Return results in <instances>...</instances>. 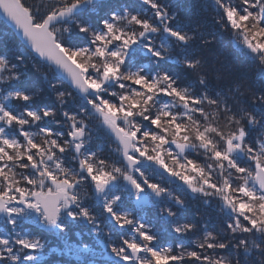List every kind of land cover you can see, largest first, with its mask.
<instances>
[{
    "label": "snow or ice",
    "instance_id": "obj_1",
    "mask_svg": "<svg viewBox=\"0 0 264 264\" xmlns=\"http://www.w3.org/2000/svg\"><path fill=\"white\" fill-rule=\"evenodd\" d=\"M0 11V264H264V0Z\"/></svg>",
    "mask_w": 264,
    "mask_h": 264
},
{
    "label": "trees",
    "instance_id": "obj_2",
    "mask_svg": "<svg viewBox=\"0 0 264 264\" xmlns=\"http://www.w3.org/2000/svg\"><path fill=\"white\" fill-rule=\"evenodd\" d=\"M190 2V0H189ZM228 38H224V43L227 44ZM16 43H17V37L14 34V32L11 30V28L4 22V20L0 17V48L7 45L10 48H12L13 51L16 50ZM42 71H48V69L42 67ZM241 71H248L243 66V62H241ZM33 72L35 73V69H33ZM40 73H35V77L39 78ZM180 194V193H178ZM196 211V204L195 202H192V206L189 208V210L184 214L188 216L189 218L192 216V214ZM215 222V221H214ZM162 227H167V225H159ZM80 228V227H79ZM76 228V229H79ZM73 230L71 234V239L73 241H80L82 240L84 243H91V238L84 233H81L79 237H75V230ZM81 229V228H80ZM81 232L85 231V227L80 230ZM44 239L47 241L45 252H46V264H66V262L69 260V257H66L61 254L63 245L62 242L57 240L55 236H52L48 233L42 234ZM52 249H56L55 251H52ZM73 260V264H75V258H71Z\"/></svg>",
    "mask_w": 264,
    "mask_h": 264
},
{
    "label": "water",
    "instance_id": "obj_3",
    "mask_svg": "<svg viewBox=\"0 0 264 264\" xmlns=\"http://www.w3.org/2000/svg\"><path fill=\"white\" fill-rule=\"evenodd\" d=\"M0 15L2 16L3 19H5L4 14H3L2 11H0ZM9 25L13 28V26L11 24H9Z\"/></svg>",
    "mask_w": 264,
    "mask_h": 264
}]
</instances>
